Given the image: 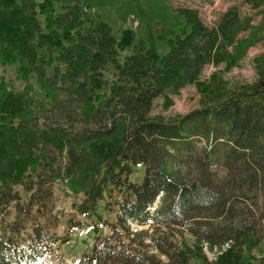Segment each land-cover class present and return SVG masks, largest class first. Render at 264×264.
<instances>
[{"label":"trees","instance_id":"16d2710c","mask_svg":"<svg viewBox=\"0 0 264 264\" xmlns=\"http://www.w3.org/2000/svg\"><path fill=\"white\" fill-rule=\"evenodd\" d=\"M58 2L0 0V65L25 82L14 91L0 79V264H39L67 241L41 222L58 179L83 194L82 213L107 184L119 195L110 232L77 264H264L251 253L264 239V70L224 75L239 65L238 13L208 26L180 9L184 25L159 38L161 52L133 29L114 35L79 0ZM206 65L216 70L203 77ZM187 85L200 107L151 113ZM133 224L180 226L193 240L160 243ZM148 239L165 260L146 253Z\"/></svg>","mask_w":264,"mask_h":264},{"label":"rangeland","instance_id":"374dc122","mask_svg":"<svg viewBox=\"0 0 264 264\" xmlns=\"http://www.w3.org/2000/svg\"><path fill=\"white\" fill-rule=\"evenodd\" d=\"M82 5H89L87 8L92 14H98L106 21L112 33L116 36L119 31L125 28L133 29L137 37L150 40L155 47L164 52L166 43L161 36L167 38L178 32L184 25V19L179 10L182 8L195 9L201 21L208 26H215L221 14L229 10H234L239 15L237 25V54L239 65L233 67L224 75L230 79L239 81H253L257 77L258 68L264 70V4L255 9L247 0H79ZM72 0L55 3L56 10L59 11L65 3ZM127 51L121 55L126 54ZM258 67V68H257ZM218 68H222L220 65ZM214 66L206 65L203 69V77H207ZM3 79L7 86L20 91L25 82L21 80L15 72V64L0 65V79ZM39 98L35 92L34 95ZM172 105L163 110L161 98L153 101L152 114H161L164 117H173L177 113L184 114L192 109L200 107V94L193 85L181 88L177 95L172 96ZM201 145V143H199ZM193 167L190 165L183 169L185 175L191 176ZM141 172V168H136L131 178H136ZM215 177L223 176L221 168L211 170ZM105 186L101 198L97 201L95 209L82 213L79 205L83 202V194L71 189L63 180H56L53 183V196L49 210L46 211L41 222H47L51 230L57 236L67 235V241L56 245L53 252L46 254L39 264H77L80 257L92 256V245L99 243L110 232V225L114 222V210L119 200L118 191ZM113 188V187H112ZM109 189V190H108ZM55 224V225H53ZM73 225V226H71ZM71 226V227H69ZM69 227V228H68ZM66 228L68 229L66 232ZM137 231H146L156 241L164 242L170 237V233H175L174 238L191 242L192 236L186 233L180 226H171L164 231L163 226L152 224L132 225ZM264 232V224L262 226ZM172 231V232H171ZM163 232H167L166 237ZM149 243L150 240H146ZM154 241H152V244ZM145 248L147 254L155 255L161 260L165 258L152 246ZM206 250V248H203ZM216 251V249L214 250ZM209 258L214 253L206 250ZM251 253L257 257L264 256V239L255 246Z\"/></svg>","mask_w":264,"mask_h":264}]
</instances>
